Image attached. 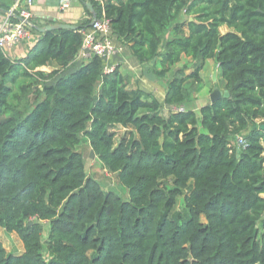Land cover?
Segmentation results:
<instances>
[{"label": "trees", "instance_id": "obj_1", "mask_svg": "<svg viewBox=\"0 0 264 264\" xmlns=\"http://www.w3.org/2000/svg\"><path fill=\"white\" fill-rule=\"evenodd\" d=\"M81 2L168 78L166 94L103 73L100 57L68 69L93 16L25 57L0 48V228L24 245L13 255L0 239V264H264V0ZM184 56L190 72L176 70ZM210 59L229 96L183 110ZM83 141L129 199L87 175Z\"/></svg>", "mask_w": 264, "mask_h": 264}, {"label": "crops", "instance_id": "obj_2", "mask_svg": "<svg viewBox=\"0 0 264 264\" xmlns=\"http://www.w3.org/2000/svg\"><path fill=\"white\" fill-rule=\"evenodd\" d=\"M18 1H21V0H17V2ZM64 2H68V6L64 9H61V5ZM15 4L11 7L9 13H12L11 12L12 9L17 11L14 8V6H16ZM30 9L32 12V17H31L32 21L36 25H39V26H44L42 21H45L47 23H56V22L69 23V24H73V25L80 27L82 25L81 23H82L83 19H88V15H89L86 12L81 0H34ZM6 17H7V12L4 13L3 11L0 10V28L3 25V22L6 19ZM42 34H44V33L40 32L38 29H36L34 27L32 34H31V37L29 39L22 41L21 43L14 46L10 50L11 57L12 58L25 57L29 53V51L33 48V46L36 44V42L41 38ZM116 36H115V39H116L115 41L117 44H123V51L121 53H117V55L113 56L110 59L111 63L116 65V67H118L123 74H125L126 72L137 71L136 75H138L139 73H142L143 78L145 77V75L147 77H149L150 75L156 76L152 71V65L146 67V65H148V63H144V64L139 63L137 61V59L132 55L128 45L126 43H123L122 39L120 40V39H118V36L117 37ZM214 64H217V63L215 62ZM209 65H211L210 60H208L206 62V65L204 66L202 72H205V69ZM76 66L78 67L79 64L77 62H74L73 65H71L68 69L71 68V70H73L74 67L77 68ZM41 67H51L52 69H55L58 66H57V64L52 63L51 65L41 66ZM41 67H39V68H41ZM145 67H146V70H144ZM211 67H212V65H211ZM39 70H43V69H39ZM43 71H45V70H43ZM124 71H126V72H124ZM216 71H217V74L218 73L220 74L218 67H217ZM45 72H47V71H45ZM49 72H51V71H49ZM202 72H201V77H202ZM140 76H141V74H140ZM140 76H138V77H140ZM157 78H159V77H157ZM214 78H215V80H214L215 83H213L215 85L214 88L204 87L202 90L200 89L201 91H199V92H202V91L208 92L209 91V95L206 96L208 98V101H206V102L204 101L203 103L195 105L191 101V94H190L188 100L183 105H181V108L183 110L192 109V110L198 111L203 105L211 102V94L217 88H219L221 91H225L224 86H223V84H221V82H219V79L216 80L215 75H214ZM160 80H162V79H160ZM133 81H134V83H136V84L132 83L133 85L138 86L139 88L143 89L146 92H150V91H147L143 86H141L142 81L140 82L139 80H135V79ZM202 81H203V77H202ZM166 90H167V87H166ZM166 90L164 91L165 94H166ZM199 92H197V93H199ZM165 94H164L163 98L165 97ZM157 99L160 100L158 97H157Z\"/></svg>", "mask_w": 264, "mask_h": 264}, {"label": "rangeland", "instance_id": "obj_3", "mask_svg": "<svg viewBox=\"0 0 264 264\" xmlns=\"http://www.w3.org/2000/svg\"><path fill=\"white\" fill-rule=\"evenodd\" d=\"M87 1V0H86ZM19 3V2H18ZM17 4V2H16ZM15 4V5H16ZM93 16L94 14H96V12L93 10L91 11ZM90 15H88V18H91ZM97 18V17H96ZM189 17L186 15H182L181 16V20L182 21H186ZM31 23L35 24L32 19L30 18ZM84 21H86L85 19H83ZM83 21V22H84ZM91 24V23H90ZM33 31V29H32ZM221 31L222 32H226L228 31L227 26H222L221 27ZM172 35V31H168L166 38L167 37H171ZM216 61L214 59H210V64L206 69L205 72H202V77H203V81L201 82V84H197L195 83V89H191V101L193 102V104L198 105L200 103H203L204 101H208V98L206 96L209 95V91L205 92H199L201 91L204 87H211L214 88V84L215 83V78L214 75L216 77V80L220 77L219 73L217 74V67L219 68L218 64H214ZM153 62L149 63L147 66L152 65ZM193 65V61L191 59V57H187L184 56L182 58V61L178 64V67L176 70H178L179 68H184V70L186 72H190V68L189 66ZM217 66V67H216ZM146 67L144 68V70H146ZM160 68V66L158 67ZM39 69H43L47 72L52 71L53 69L51 67H41ZM126 72V71H124ZM139 72V71H138ZM148 72V71H147ZM125 74H129L130 77L133 78V80H139L141 83V86H143L147 91H150V93L152 92V94L156 97H158L160 100L159 101H163L164 98V94H165V90L168 84L167 79H162L160 80L159 78H157L156 76L150 75L149 77H147L145 75V77H142V73L137 74V71H132V72H126ZM141 74V76H140ZM140 76V77H138ZM172 76V75H170ZM57 77H53L52 79L46 81V83H51L53 81H55ZM223 84V83H221ZM201 89V90H200ZM199 92V93H197ZM32 100H33V95H31ZM19 99H16L14 101H18ZM113 130L116 132V140H119L121 136L125 135V132H127L126 129L120 127V126H116L113 128ZM79 149L83 152L84 154V158H85V163H86V173L88 176H94L96 178H98L100 180V182L102 183L103 187L106 190H114L115 192H118L120 196H122V198L124 200L129 199V195L127 192V189L124 188L123 186H121L120 183H118L117 178L115 176L114 173H111L107 170H105L102 167L101 162L98 161L97 156L95 155V153L93 152V150L89 147L88 143L83 141L81 143V145L79 146ZM180 204L182 205L183 202H180ZM0 239L2 240L6 250L8 253L13 254V255H19L24 251V245L22 240L18 237V235L16 233H9L7 232L4 228H0ZM44 253L45 255H47L48 250H47V245H46V240L47 237L44 236Z\"/></svg>", "mask_w": 264, "mask_h": 264}, {"label": "built area", "instance_id": "obj_4", "mask_svg": "<svg viewBox=\"0 0 264 264\" xmlns=\"http://www.w3.org/2000/svg\"><path fill=\"white\" fill-rule=\"evenodd\" d=\"M19 2V1H18ZM16 4L14 8L19 15L18 21H13L8 13L3 25L0 28V48L6 53L10 54V50L31 37L32 29L34 28L30 18L32 12L30 7L34 0H23V7L20 3ZM68 6V2L61 5V9ZM14 10L12 9L11 12ZM93 20V18H92ZM92 22V21H91ZM83 41L79 52L76 56L75 62L79 65L84 62H89L95 57H100L103 60V73L109 74L116 69V65L112 64L110 59L123 51V44H117L110 19L103 13L101 17L93 20L92 25L88 28L80 30ZM117 37V36H116ZM246 139L242 135H238L234 145L238 148L245 147Z\"/></svg>", "mask_w": 264, "mask_h": 264}, {"label": "water", "instance_id": "obj_5", "mask_svg": "<svg viewBox=\"0 0 264 264\" xmlns=\"http://www.w3.org/2000/svg\"><path fill=\"white\" fill-rule=\"evenodd\" d=\"M87 7L93 11V7L92 4L90 2H87ZM10 12V11H9ZM19 17V15H17ZM96 15H93V20L96 19ZM93 20L91 22L90 25H92ZM42 23L44 24V26H39L36 24H33V26L38 29L40 32L45 33L47 31H51V30H56V29H73L76 30L78 29L79 26L73 25V24H69V23H60V22H56V23H47L45 21H42ZM221 96H225L228 97L229 96V91L225 90V91H221L219 88H217L215 91H213V93L211 94V101H214L215 99L221 97ZM261 129L264 131V123L261 125Z\"/></svg>", "mask_w": 264, "mask_h": 264}]
</instances>
